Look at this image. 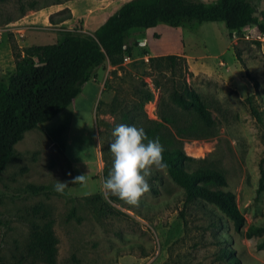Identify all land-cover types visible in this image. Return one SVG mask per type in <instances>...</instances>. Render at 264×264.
Instances as JSON below:
<instances>
[{
	"label": "rangeland",
	"instance_id": "obj_1",
	"mask_svg": "<svg viewBox=\"0 0 264 264\" xmlns=\"http://www.w3.org/2000/svg\"><path fill=\"white\" fill-rule=\"evenodd\" d=\"M101 4V0L0 3V81L13 71L12 53L53 44L62 33L93 37L82 31L81 24ZM253 6L261 19L264 0H255ZM95 18L88 21L93 29L99 25ZM255 35L251 25L233 39L221 22L195 24L193 30L158 24L133 32L128 38L130 45L136 42L131 55L117 66L105 62L93 71L91 83L74 100L75 114L64 110L54 122L26 131L13 146L14 158L0 172V264H46L29 251L32 225L46 219L52 221L57 240L54 264H222L216 260L221 248L233 251L240 264H264V250L255 248L261 235L244 238L249 225L264 226V42ZM140 37L147 43L138 42ZM147 51L179 56L185 68H176L174 78L154 72L147 66ZM249 78L257 83L256 93ZM180 80L206 105L211 127L199 125L193 114L170 104L168 95ZM144 88L152 93L141 111L146 119L159 123L157 117L163 113L184 129L172 147L194 159L186 170L211 168L224 176L223 190L234 195L244 219L240 233L209 205L206 212L189 206L182 226L181 189L155 167L148 183L157 194L146 193L136 206L103 190L102 168L107 177L113 163L112 132L122 124L121 113L134 107L140 114L135 92ZM248 97L260 122L250 115ZM165 128V137L173 134L169 126ZM64 131L68 139L62 138ZM80 174H87L86 185L69 183L71 189L64 194L54 191L55 180L70 181ZM29 185L44 190L33 193Z\"/></svg>",
	"mask_w": 264,
	"mask_h": 264
},
{
	"label": "trees",
	"instance_id": "obj_2",
	"mask_svg": "<svg viewBox=\"0 0 264 264\" xmlns=\"http://www.w3.org/2000/svg\"><path fill=\"white\" fill-rule=\"evenodd\" d=\"M6 0H0V3ZM255 0H216L204 4L195 0H130L119 11L108 17L91 36L62 33L53 44L32 45L12 53L13 71L4 82L0 81V172L13 160V146L19 142L26 131L53 120L63 112L79 94L81 87L93 79V71L105 62L114 67L122 59L131 55L128 38L133 32H141L163 24L170 28L193 30L195 24L221 22L225 30L240 32L247 26H254L264 36V15L259 19L253 2ZM32 9V6L29 7ZM137 39V38H136ZM147 66L157 73L175 76L176 68H185L184 60L176 55L148 57ZM179 80V79H178ZM256 93L257 83L250 79ZM136 106L140 114L131 111L121 113L122 124L140 127L149 138L159 137L164 146L163 169L167 178L181 189V209L178 212L180 224L184 226V212L189 206L206 212L209 205L231 224L235 233H240L244 219L237 209L234 195L223 190L226 187L224 176L211 168H186L194 159L185 155L180 148L172 147L175 138L183 135L184 129L178 127L167 115H158L159 123L146 119L143 106L152 98V93L144 88L135 92ZM249 104L250 115L260 122V113ZM168 100L178 111L193 114L199 125L209 128L212 119L206 105L199 95L187 86L184 80L177 82L168 95ZM134 105V106H135ZM169 126L173 134L165 137L162 133ZM106 167L102 168V177ZM31 192L44 190L43 186L27 187ZM150 193L157 194L151 186ZM98 200L97 197L93 201ZM108 208L105 203H99ZM114 214L119 212L112 210ZM69 213L67 219L72 217ZM46 215H43L45 218ZM78 221V219H76ZM52 221L46 219L42 225H32L29 251L39 254L46 264H54L57 240L52 231ZM261 235L256 250H264V226L249 225L244 238ZM216 260L222 264H240L233 251L218 249Z\"/></svg>",
	"mask_w": 264,
	"mask_h": 264
},
{
	"label": "clouds",
	"instance_id": "obj_3",
	"mask_svg": "<svg viewBox=\"0 0 264 264\" xmlns=\"http://www.w3.org/2000/svg\"><path fill=\"white\" fill-rule=\"evenodd\" d=\"M114 137L110 144L113 163L107 177L101 178L102 188L130 205H138L140 199L151 190L148 178L152 169L167 168L164 161V146L159 137L149 138L143 127L119 124L112 132ZM70 175V174H69ZM87 174H80L70 181L55 180L54 191L64 194L71 189L69 183L86 185Z\"/></svg>",
	"mask_w": 264,
	"mask_h": 264
},
{
	"label": "crops",
	"instance_id": "obj_4",
	"mask_svg": "<svg viewBox=\"0 0 264 264\" xmlns=\"http://www.w3.org/2000/svg\"><path fill=\"white\" fill-rule=\"evenodd\" d=\"M128 1H130V0H101V2H102V4L97 8V9H95V10H92V11H89L87 14H86V16H85V19H83V21H82V24H81V27H82V31L84 32V31H86L85 33H87V34H93L105 21H106V19L108 18V17H110V16H112V15H114V14H116L118 11H119V9L121 8V6L123 5V4H125L126 2H128ZM91 16H95L96 18H95V22H98L99 23V25L96 27V28H94L93 29V24H89L88 23V21L90 20V17ZM88 24H89V26L90 27H88ZM87 28L89 29V30H87ZM245 28H248V26L247 27H245ZM245 28H243V29H245ZM227 32V31H226ZM138 42H141V43H143V44H146L147 43V39L146 38H138V40H137ZM144 46V45H143ZM161 55H163V54H161V53H156V52H146V57H156V56H161ZM87 83H91V81H88ZM86 84V83H85ZM84 84V85H85ZM84 85L81 87V89H80V92H79V94L75 97V101H76V99H78L80 96H82V93H81V91H82V88L84 87ZM72 101L71 102V104L65 109V110H69V112H71L72 114H75L74 113V110H75V101ZM62 113V112H61ZM60 113V114H61ZM60 114H58L53 120H51L50 122H54V120L56 119L57 120V117L60 115ZM46 135V134H45ZM47 136V135H46ZM47 138H48V136H47ZM62 138L63 139H68L67 138V133L64 131L63 133H62ZM48 140H49V145H51V141H50V139L48 138ZM68 142H69V140H65L64 141V143L66 144V145H68ZM52 146V145H51ZM96 155H97V153H96Z\"/></svg>",
	"mask_w": 264,
	"mask_h": 264
},
{
	"label": "built area",
	"instance_id": "obj_5",
	"mask_svg": "<svg viewBox=\"0 0 264 264\" xmlns=\"http://www.w3.org/2000/svg\"><path fill=\"white\" fill-rule=\"evenodd\" d=\"M243 30H245V29H243ZM236 35H238L236 32H234V31H232L231 33H230V36H231V38H233V39H237L236 38ZM243 35V34H242ZM247 34H244L242 37H244V39L245 40H247V36H246ZM255 38H256V40L257 41H259V42H264V36L263 35H261V34H259L258 32H257V30H256V35H255Z\"/></svg>",
	"mask_w": 264,
	"mask_h": 264
}]
</instances>
